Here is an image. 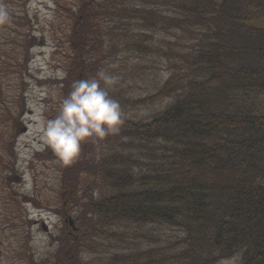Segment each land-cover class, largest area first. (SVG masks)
<instances>
[{"label":"trees","instance_id":"1","mask_svg":"<svg viewBox=\"0 0 264 264\" xmlns=\"http://www.w3.org/2000/svg\"><path fill=\"white\" fill-rule=\"evenodd\" d=\"M134 1L80 0L73 28L77 85L65 92L63 125L73 141V164L80 162L81 172L102 187L94 203L96 224L179 228L187 245L184 264H211L238 254L242 264H264V0H160L170 8L160 13ZM154 30L184 31L197 41L174 65L182 79L172 74L160 92L177 91L173 102L150 122L101 113L90 117L87 99L125 103L108 87L112 72L99 71L100 58L90 56V48L146 56ZM159 56L172 55L160 51ZM175 83L178 87L171 89ZM124 139L130 140L119 144ZM136 142L166 155L146 169H132L124 147ZM99 143L118 151L99 162L88 158ZM74 184L68 175L64 197L77 196ZM80 241L73 243V254ZM72 258L67 264H78Z\"/></svg>","mask_w":264,"mask_h":264},{"label":"rangeland","instance_id":"2","mask_svg":"<svg viewBox=\"0 0 264 264\" xmlns=\"http://www.w3.org/2000/svg\"><path fill=\"white\" fill-rule=\"evenodd\" d=\"M139 3H149L158 13L170 9L160 0L132 4ZM80 7V0H0V264H67L69 256L78 264H184L187 245L179 228L137 222L96 224L94 203L102 187L81 172L80 162L73 164V141L63 125L65 92L77 85L72 44ZM133 25L130 30L136 29ZM148 41L153 47L146 56L133 50L113 56L100 47L90 48L89 55L100 58L99 71L112 72L108 87L125 99L123 106L85 99L90 117L101 113L150 122L173 102L177 91L170 96L160 92L173 80L172 74L182 79L181 68L174 65L197 41L184 31L158 30L149 32ZM160 51L172 56L162 58ZM176 87L177 83L170 86ZM95 145L88 158L96 156V161L118 151L114 145ZM148 149L138 142L124 147L132 169H146L145 164L166 155ZM68 175L76 181L74 198L63 196ZM67 215L81 228L74 254L75 240L64 223ZM242 260L238 254L211 264H242Z\"/></svg>","mask_w":264,"mask_h":264},{"label":"water","instance_id":"3","mask_svg":"<svg viewBox=\"0 0 264 264\" xmlns=\"http://www.w3.org/2000/svg\"><path fill=\"white\" fill-rule=\"evenodd\" d=\"M66 227L71 230L69 235L73 236L75 242H77L80 238V227L77 226V221L73 219L71 216H67L64 221Z\"/></svg>","mask_w":264,"mask_h":264}]
</instances>
